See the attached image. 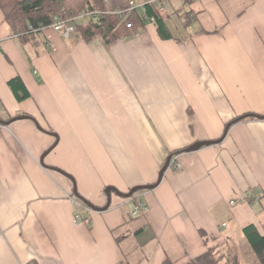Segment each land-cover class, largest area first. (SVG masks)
<instances>
[{"label": "crops", "instance_id": "obj_1", "mask_svg": "<svg viewBox=\"0 0 264 264\" xmlns=\"http://www.w3.org/2000/svg\"><path fill=\"white\" fill-rule=\"evenodd\" d=\"M158 4L170 38L146 19L112 44L27 41L0 7V264H186L264 234V0Z\"/></svg>", "mask_w": 264, "mask_h": 264}, {"label": "trees", "instance_id": "obj_2", "mask_svg": "<svg viewBox=\"0 0 264 264\" xmlns=\"http://www.w3.org/2000/svg\"><path fill=\"white\" fill-rule=\"evenodd\" d=\"M108 1L110 5L107 4L106 0H0V7L13 31L20 34L21 39L27 41L34 35L33 33L51 26L56 17L68 19L90 11H99L100 13L97 17H84L75 21L74 30L79 37L87 42L100 36L107 44H112L116 40L128 36L134 27L142 26L146 19L155 22L162 38L171 37L166 22L160 17V5L158 3L162 0L132 10H128L131 0ZM111 10L126 11L117 13ZM8 84L17 100L22 101L30 96L29 90L19 76L10 79ZM240 119L242 117L232 120L229 123L230 126ZM186 150L187 148H184L172 152L169 156L171 162L174 155ZM78 197L85 201V198ZM242 233L249 245L247 254L250 253L253 257V263L264 264V234H261L254 224L245 226ZM229 244L226 245L227 249L221 248L219 245L208 246L207 251L186 264H244L243 252L237 251ZM164 264L175 263L167 258Z\"/></svg>", "mask_w": 264, "mask_h": 264}, {"label": "built area", "instance_id": "obj_3", "mask_svg": "<svg viewBox=\"0 0 264 264\" xmlns=\"http://www.w3.org/2000/svg\"><path fill=\"white\" fill-rule=\"evenodd\" d=\"M157 1H160V0H141L140 2H137L135 0H131L130 1V8L128 10H132L134 8H139V7L142 8L146 4H151V3H154ZM106 2L108 3V0H106ZM125 11L126 10H117V11H112V12L123 13ZM99 13H100L99 11H90V12H86V13H80V14L73 16L71 18H68V19L56 17L55 22L51 26L58 28V29L64 27L65 33L70 34L71 32H73L75 30V21H78L79 19L84 18V17H90V16L97 17ZM128 26H131V24H128ZM33 30H36V29H33ZM142 207H143L142 203L137 204L134 211H133V214L137 215L141 211ZM80 217L81 216L79 214H76V222H78V219H80ZM83 220L85 222H88L89 217L86 216L83 218Z\"/></svg>", "mask_w": 264, "mask_h": 264}, {"label": "water", "instance_id": "obj_4", "mask_svg": "<svg viewBox=\"0 0 264 264\" xmlns=\"http://www.w3.org/2000/svg\"><path fill=\"white\" fill-rule=\"evenodd\" d=\"M247 115H248V114H247ZM249 115H250V116H256V117H262L261 115H257V114H249ZM249 115H248V116H249ZM245 116H246V115L241 116V117L243 118V117H245ZM15 119H16V118H15ZM13 120H14V119H13ZM0 122H1V123H4V124L9 123L8 121H4V120H1V119H0ZM229 126H230V124L227 125V128H226V130H225V134L227 133V130H228ZM218 141H219V140H216V141H199V142H196L195 144L189 146V147L187 148V151L197 150V149L201 148V147L204 146V145H207V144H213V143H216V142H218ZM170 162H171V158H168L167 161H166V163H165V165H164L163 168L161 169V172H160V175H159V179H158V181H157L155 184L134 186V187H133L128 193H121V192H119L117 189H115L114 187L109 186V187L106 189V193H107L108 198H109V203H108L105 207H103V208H102V207H95V206L91 205L89 202H87L86 200H85V201L89 204L90 207H92V208H94V209H96V210H103V209H106V208L109 207L112 191H115V192L119 193V194H120L121 196H123V197H130V196H132L135 192H137L139 189L153 188V187H155V186L161 181V179H162V177H163V175H164L166 169H167L168 166L170 165ZM75 193L78 195V193H77V189H76V186H75ZM78 196H79V195H78ZM83 200H84V199H83Z\"/></svg>", "mask_w": 264, "mask_h": 264}, {"label": "rangeland", "instance_id": "obj_5", "mask_svg": "<svg viewBox=\"0 0 264 264\" xmlns=\"http://www.w3.org/2000/svg\"><path fill=\"white\" fill-rule=\"evenodd\" d=\"M107 4L110 5V4H109V1H108ZM108 187H109V186H108ZM108 187H107V188H108ZM107 188H106V189H107ZM243 238H244V237H243ZM237 247L239 248L240 251H243V248H242L243 246H240V245H239V246H236V248H237ZM236 248H235V249H236ZM248 248H249V245H248V243H247V241H246L245 249H244V250H246V252H243V255L245 256V259H246L245 264H254V263H253V257L250 255V253L247 254V249H248Z\"/></svg>", "mask_w": 264, "mask_h": 264}]
</instances>
